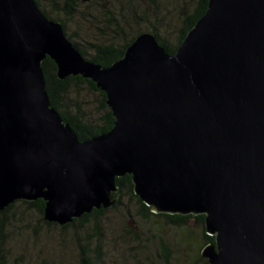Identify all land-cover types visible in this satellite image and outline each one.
I'll return each mask as SVG.
<instances>
[{"label": "water", "instance_id": "95a60500", "mask_svg": "<svg viewBox=\"0 0 264 264\" xmlns=\"http://www.w3.org/2000/svg\"><path fill=\"white\" fill-rule=\"evenodd\" d=\"M46 58L105 93L110 131L78 140L50 105ZM126 174L153 213L205 215L209 264H264V0H208L174 54L142 33L108 68L34 0H0V210L41 199L64 226L111 207Z\"/></svg>", "mask_w": 264, "mask_h": 264}, {"label": "rangeland", "instance_id": "374dc122", "mask_svg": "<svg viewBox=\"0 0 264 264\" xmlns=\"http://www.w3.org/2000/svg\"><path fill=\"white\" fill-rule=\"evenodd\" d=\"M40 2L45 12L56 17L51 0ZM189 9L187 0H87L81 3L77 15L65 19L66 31L88 53L92 44L119 46L138 30L154 26L173 44ZM98 103V96L86 87L69 95V108L80 109L93 122L99 118ZM133 203L124 198L118 208H107L101 220V250L97 256L91 253L96 264H202L197 259L201 245L198 237L202 234L199 221L190 219L184 226L174 227L164 225L160 219L142 220ZM0 219L4 264H79L80 246L92 251L89 246L95 245L86 244L93 223L87 227L76 224L66 230L49 227L38 210L20 202ZM161 242L169 252L167 263L162 259Z\"/></svg>", "mask_w": 264, "mask_h": 264}, {"label": "trees", "instance_id": "16d2710c", "mask_svg": "<svg viewBox=\"0 0 264 264\" xmlns=\"http://www.w3.org/2000/svg\"><path fill=\"white\" fill-rule=\"evenodd\" d=\"M39 10L43 15L51 21L59 22L63 28L67 39L73 44V46L80 52L83 58L87 61L93 62L96 65L101 66L102 68H108L112 66L117 61L121 60L126 52V49L133 43L137 36L142 33L152 34L157 43L164 48V50L169 54H174L179 48L181 43L186 38L187 34L194 28L198 20L205 14L208 8V0H187V6L190 5L189 11L185 14L182 22V27L179 30L176 41L171 44L169 41L161 36L157 27H152L150 30H138L134 35L130 36L129 39L123 40L122 44L116 46L114 43H98L92 44L89 46L90 53L82 47L78 42H74L72 36L67 34L66 31V21L65 19H70L77 15V10L80 7L81 3L87 0H51L52 11L56 17L51 16V13L45 12L42 9L40 0H34ZM158 9V6L156 7ZM63 18H61V17ZM107 22L110 21L107 17ZM41 68L43 71L46 91L50 100V105L59 113L62 121L65 124H68L76 134L79 141L89 140L94 136L106 133L113 128L115 118L106 104V95L101 90H99L96 85L82 76H69L64 80H60L57 77V69L55 63L46 58L41 62ZM86 87V89L92 93L96 94L99 98V118L96 122H93L88 117L84 116L81 113V110H74L69 108L68 101L70 94H76L80 88ZM115 184L117 190L111 194L112 199H116V202L110 207L112 209L118 208L123 199L127 198L128 200L134 201L136 215L142 220L160 219L164 225L182 227L188 220L196 219L202 225V234L201 237H198L201 241L200 245V254L197 259H199L202 264H209L208 260L202 258L201 251L208 244H214L215 237L207 234L205 227V215L204 214H166V213H153L151 208L146 206L145 203L135 194L134 183L132 176L126 174L115 179ZM22 203L27 207H34L41 215V219L46 226L55 227L57 224L48 223L43 218V211L45 208V202L41 199L36 201H16L6 207L4 210H0V217L5 216L16 203ZM108 209H93L89 214H84L80 218L73 219V221L64 226H58L61 230H66L78 224L80 227L88 226L91 222L93 223L92 232L87 233L86 239L89 243H95L94 246H89L92 248V251H89L88 247L80 246L78 252V263L79 264H96L94 262L93 256L91 253H94V256H97V253L101 250V220L104 217ZM0 219V264H4V255L2 250L3 238H2V229L3 224ZM86 226V227H87ZM194 242H197V239H194ZM161 247L163 249L162 259L167 263L169 258V252L166 250V246L161 242Z\"/></svg>", "mask_w": 264, "mask_h": 264}]
</instances>
